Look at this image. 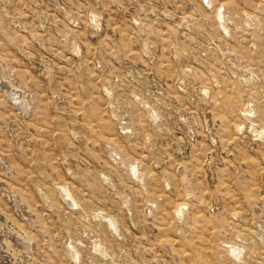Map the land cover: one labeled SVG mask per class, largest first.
Instances as JSON below:
<instances>
[{
  "label": "rangeland",
  "instance_id": "obj_1",
  "mask_svg": "<svg viewBox=\"0 0 264 264\" xmlns=\"http://www.w3.org/2000/svg\"><path fill=\"white\" fill-rule=\"evenodd\" d=\"M0 264H264V0H0Z\"/></svg>",
  "mask_w": 264,
  "mask_h": 264
}]
</instances>
